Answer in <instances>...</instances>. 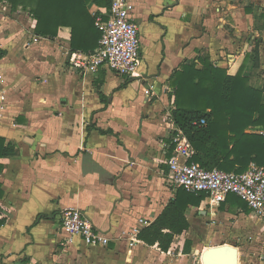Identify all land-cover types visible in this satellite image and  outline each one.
I'll return each mask as SVG.
<instances>
[{
	"label": "crops",
	"instance_id": "1",
	"mask_svg": "<svg viewBox=\"0 0 264 264\" xmlns=\"http://www.w3.org/2000/svg\"><path fill=\"white\" fill-rule=\"evenodd\" d=\"M130 1L141 41L136 76L70 67L60 57L70 49L66 27L52 39L34 33L33 41L17 50L14 37L0 35L6 50L0 59V136L16 150L0 158V217L6 218L0 264H202L208 247L235 245L211 242L197 248L195 241L203 225L192 213L209 205L211 227L217 217L236 216L225 209L229 200L214 205L203 199L198 207L189 206V228L174 236L166 252L156 244L137 240L129 246L128 239L116 238L123 230L145 227L139 219L153 222L174 197L177 187L167 177L177 129L168 84L174 70L187 61L201 68L198 58L206 56L232 76L244 63L249 84L264 87V0ZM3 6L0 2V10ZM104 7L88 9L94 15ZM67 207L81 209L111 238L108 246H88L77 236L66 244L57 214ZM237 214L255 228L249 210L240 207ZM261 242L248 255L235 245L238 264H264Z\"/></svg>",
	"mask_w": 264,
	"mask_h": 264
},
{
	"label": "trees",
	"instance_id": "2",
	"mask_svg": "<svg viewBox=\"0 0 264 264\" xmlns=\"http://www.w3.org/2000/svg\"><path fill=\"white\" fill-rule=\"evenodd\" d=\"M11 11L28 13L34 20L33 32L41 37L54 38L60 28L70 29V50H93L100 33L94 26L95 16L90 4L107 7L110 0H0ZM258 41H255L254 66H258ZM6 50L0 47V59ZM202 67L194 62H183L169 78L173 109L171 119L190 142L194 154L191 158L200 167H213L224 171H244L250 162L264 166V135L247 129L264 128V87L256 89L243 75L244 63L234 75L210 63L209 58H198ZM204 120V123H200ZM173 145L171 146V150ZM16 153L0 136V158ZM2 164L0 163V170ZM3 191L0 183V197ZM204 194L176 188L174 197L163 207L153 222L138 231L137 239L147 245H157L166 252L175 235L188 230L185 211L198 207ZM238 199V198H237ZM227 196L225 201H228ZM243 204V203H242ZM247 212L246 205L242 206ZM6 218L0 217V227ZM38 217L34 221L36 223ZM190 241L183 251H190Z\"/></svg>",
	"mask_w": 264,
	"mask_h": 264
},
{
	"label": "built area",
	"instance_id": "3",
	"mask_svg": "<svg viewBox=\"0 0 264 264\" xmlns=\"http://www.w3.org/2000/svg\"><path fill=\"white\" fill-rule=\"evenodd\" d=\"M134 11V4L130 0H110L107 7L94 14V26L100 33L96 47L88 52L63 50L68 65L90 73L107 68L120 76H136L140 64L141 41L133 18ZM200 123H204V120H200ZM261 134L264 135V132ZM170 141L174 154L167 161V177L175 187L204 194V199L214 205L224 202L230 194L236 195L244 201L264 234V166L250 162L241 172L224 171L216 167L205 169L191 160L194 150L180 130H175ZM57 219L65 234L66 244L72 243L75 236L92 247H105L111 241L77 207L60 209ZM138 222L143 226L149 224L145 219H139ZM139 230H123L116 239L126 238L129 246H133L138 240Z\"/></svg>",
	"mask_w": 264,
	"mask_h": 264
},
{
	"label": "rangeland",
	"instance_id": "4",
	"mask_svg": "<svg viewBox=\"0 0 264 264\" xmlns=\"http://www.w3.org/2000/svg\"><path fill=\"white\" fill-rule=\"evenodd\" d=\"M4 4L6 6V3ZM5 6L0 10V25H3V27H1L3 29L0 31V35L6 36L8 34L10 37H14L12 39V44H16L15 49L17 50L23 46L25 40H27L26 44L28 41H33L32 38L36 35L33 32L34 28L32 29L31 26L35 20L26 12H8L9 7L7 6V11L5 12ZM28 34L29 36L31 35L30 39L27 36ZM62 52L60 53L61 58L63 56ZM228 197L230 203H228V207L225 209L230 214H236L235 217H217L216 225L209 227V224L215 221V219H212L211 215H207L208 210L211 208L209 205H203L201 209L204 211L203 213H200L199 211L192 213V216H194L195 219H198L199 223L203 225L200 235L196 238L198 240L195 239L197 248L204 243L231 241L237 245L243 255H248L255 247L259 248L263 245V242L261 241H264V234L259 231L258 227L256 228V221L254 222V228L250 223H246V219L243 216L237 214V210L240 207L242 208L243 202L237 199L238 197L234 194H230ZM194 233L195 230L191 229L189 233H187V237L192 238ZM195 252L198 257L199 249Z\"/></svg>",
	"mask_w": 264,
	"mask_h": 264
},
{
	"label": "water",
	"instance_id": "5",
	"mask_svg": "<svg viewBox=\"0 0 264 264\" xmlns=\"http://www.w3.org/2000/svg\"><path fill=\"white\" fill-rule=\"evenodd\" d=\"M201 261L202 264H238V251L235 245L211 246L201 253Z\"/></svg>",
	"mask_w": 264,
	"mask_h": 264
}]
</instances>
